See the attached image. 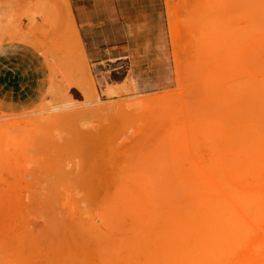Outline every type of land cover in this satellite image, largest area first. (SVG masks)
Instances as JSON below:
<instances>
[{
  "label": "rangeland",
  "instance_id": "obj_1",
  "mask_svg": "<svg viewBox=\"0 0 264 264\" xmlns=\"http://www.w3.org/2000/svg\"><path fill=\"white\" fill-rule=\"evenodd\" d=\"M164 2L168 87L38 49L41 100L0 112V264L264 259V0Z\"/></svg>",
  "mask_w": 264,
  "mask_h": 264
},
{
  "label": "crops",
  "instance_id": "obj_2",
  "mask_svg": "<svg viewBox=\"0 0 264 264\" xmlns=\"http://www.w3.org/2000/svg\"><path fill=\"white\" fill-rule=\"evenodd\" d=\"M43 1L52 10L41 16ZM48 1L0 0V112H23L41 100L49 83V68L38 49H47L52 60L64 45L73 53L77 49L85 66L112 63L115 73H122L117 83L125 78V84L137 93L170 86L164 0H66L64 8L50 0L52 7ZM61 10L67 15L74 45L65 32ZM15 16L18 27L6 28ZM42 18L52 19L55 30L45 36L47 45ZM261 126L264 133V115Z\"/></svg>",
  "mask_w": 264,
  "mask_h": 264
},
{
  "label": "bare ground",
  "instance_id": "obj_3",
  "mask_svg": "<svg viewBox=\"0 0 264 264\" xmlns=\"http://www.w3.org/2000/svg\"><path fill=\"white\" fill-rule=\"evenodd\" d=\"M50 1V0H49ZM48 1V2H49ZM44 3H43V8H42V12H41V16H42V14L43 13H45V11H46V8L44 9V7H45V1H43ZM47 2V1H46ZM51 2V1H50ZM53 2L54 3H56L57 5H58V7H61V8H64L65 6H66V0H53ZM42 3V2H41ZM38 4H39V2H38ZM52 4V2L50 3V5ZM47 5H49V3L47 4ZM56 6V5H55ZM52 7H54L53 6V4H52ZM38 8V7H37ZM35 11V10H34ZM36 13V12H35ZM75 58H76V61L77 62H79V63H81V64H83V66H85L84 65V63H83V59H82V56H81V54H80V52L76 49L75 50ZM63 58V57H62ZM72 58V57H71ZM57 59H58V57H57ZM74 59V58H73ZM52 60L54 61V60H56V57H52ZM62 60H64V62H65V64L66 65H68L67 63L68 62H70V60L68 59V60H66V59H62ZM68 61V62H67ZM75 61V60H74ZM77 65V64H76ZM64 66V65H63ZM84 68V67H83ZM62 69V68H61ZM67 69H68V67H67ZM76 70V69H75ZM57 72V71H56ZM59 73V72H58ZM71 73V72H70ZM65 76V75H64ZM57 79H59V78H57ZM56 81V80H55ZM71 81V80H70ZM59 85V84H58ZM104 92H105V94H109V93H112V90L111 89H105L104 88ZM169 94V93H168ZM162 97V96H161ZM164 97H166V96H164ZM154 98V97H153ZM160 98V97H159ZM148 99V98H147ZM150 99H152V98H149V100H148V103L149 102H151L150 101ZM153 101H156V100H153ZM165 101V100H164ZM160 103V102H159ZM149 104H151V103H149ZM48 117V116H47ZM50 118V117H49ZM44 119H47L46 117L44 118ZM37 121V120H36ZM49 121H50V119H49ZM32 123V122H31ZM34 123V122H33ZM33 125V124H32ZM21 126V125H20ZM80 126V125H79ZM83 126V125H82ZM4 127V126H3ZM26 127V126H25ZM29 128L31 127V126H28ZM58 127V126H57ZM7 128V127H6ZM22 128V127H21ZM32 128H33V126H32ZM39 130V129H38ZM24 131V130H23ZM40 132V131H39ZM57 136H58V134H57ZM50 143V142H49ZM27 175V174H26ZM30 176V175H29ZM38 192V191H37ZM14 204V203H13ZM4 206V205H3ZM4 208V207H3ZM264 264V259L262 260V259H253V258H249V257H246V264ZM170 264H204L201 260H198V261H174V262H171Z\"/></svg>",
  "mask_w": 264,
  "mask_h": 264
}]
</instances>
